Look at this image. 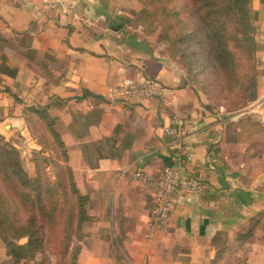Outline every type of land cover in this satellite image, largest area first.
I'll return each instance as SVG.
<instances>
[{"label": "crops", "instance_id": "1", "mask_svg": "<svg viewBox=\"0 0 264 264\" xmlns=\"http://www.w3.org/2000/svg\"><path fill=\"white\" fill-rule=\"evenodd\" d=\"M122 1L0 0V125L24 134V109L47 108L86 199L79 264H264V0L251 1L257 100L235 115L207 108L177 64L117 23L131 16ZM69 6L91 23L73 21ZM124 79L155 81L163 97L107 92ZM173 115L186 121L190 161L163 132ZM164 167L204 190L178 197L170 228L147 237L152 189L136 173L155 178Z\"/></svg>", "mask_w": 264, "mask_h": 264}, {"label": "trees", "instance_id": "2", "mask_svg": "<svg viewBox=\"0 0 264 264\" xmlns=\"http://www.w3.org/2000/svg\"><path fill=\"white\" fill-rule=\"evenodd\" d=\"M251 1L184 0V5L180 3L178 9L173 0L149 1L153 16H156V10L162 11L169 29L173 28V23L181 28L179 15L187 8L195 27L188 31L189 37L197 40L199 51L196 55L202 58L201 69L217 71L222 79L223 95H215L214 99L217 98V102L224 100L225 106H222L233 111L257 97V52L261 46L256 41ZM2 60L0 82L1 74L8 73ZM191 63H187L190 74H203L201 69L192 68ZM211 78L206 79L209 82L207 88L213 92L211 95L187 81L206 98L209 109H213L212 96L218 90V87H211ZM24 119L29 128L36 129L42 148L49 145L48 148L57 156L53 161L55 181L47 178L45 169L37 161V175L29 177L21 166L17 151L0 146V241L8 249L12 264H28L36 254H41V259L34 264H51V255L55 257L56 264H79L81 230L89 221L86 199L76 188L67 164V151L47 108L24 109ZM34 154L42 155L43 151ZM21 239L26 242L18 244Z\"/></svg>", "mask_w": 264, "mask_h": 264}, {"label": "rangeland", "instance_id": "3", "mask_svg": "<svg viewBox=\"0 0 264 264\" xmlns=\"http://www.w3.org/2000/svg\"><path fill=\"white\" fill-rule=\"evenodd\" d=\"M149 1L150 0H123L121 2V5L124 8L130 10L131 16L130 18H122L117 23H128L131 27V31H133V29H138L141 35L145 39L149 40L150 43L157 48L161 56L170 60L171 63L177 64V66L183 71L188 82H192L202 91L206 90L207 94L210 95L213 92L211 88H207L209 87V82L207 83L206 79L212 77L211 87H218L216 94L212 96L213 105L211 106L214 110H222L229 115L241 114L242 112H244L246 107L250 103L237 111H233L229 110L227 107H223L225 106L224 100L220 99V101L217 102V98L214 99L217 95H223L222 79L217 74V71H213L210 69H201L200 64L202 63V58L196 55V52L199 51V47L196 46L197 40L189 37L190 32L188 31H193L195 27L193 25L190 12H188L187 8H184L183 13L179 15L181 28L177 24L173 23V28L169 29L167 26V21L164 18V13H162V11L156 10V16H153V8H151L152 3H150ZM173 3L178 9L180 7V3L184 5V0H173ZM181 49H183V51H181ZM184 53H187V55H183ZM188 61H192V68H196V70L201 69L203 74H197V76H193V73L190 74L188 72ZM247 117V115L243 116V118L246 119ZM4 127L5 126L0 125V146H4L7 149L14 148L17 151L21 166L23 167L26 174L31 178H34L37 175L35 166V161H37V163H41V166L45 169L47 178L51 182L55 181L54 174L56 173V168L55 166L53 167V161L57 160V156L48 148L49 145L45 144L44 147L47 149L42 148V146L40 145L39 136L36 133V129L34 127H32V129L29 128L25 123L27 131H25V133L23 134L19 130V127H9L8 129H4ZM255 127L257 129V126ZM260 129L263 128L260 127ZM41 150L43 151L42 155L34 154V152ZM25 242V239H21L18 244H24ZM40 259L41 254H36L35 256L31 257V260H28L27 263L34 264L35 261H40ZM50 260L51 264H56V259L53 255L50 256ZM0 264H12V258L9 255L8 249L1 241Z\"/></svg>", "mask_w": 264, "mask_h": 264}, {"label": "built area", "instance_id": "4", "mask_svg": "<svg viewBox=\"0 0 264 264\" xmlns=\"http://www.w3.org/2000/svg\"><path fill=\"white\" fill-rule=\"evenodd\" d=\"M65 14L73 21L89 25L88 19L82 18L73 7H67ZM107 92L124 101L154 100L163 97V88L155 81L136 82L124 79L116 86L108 88ZM94 102V101H93ZM115 103V99L108 101ZM94 103H91V107ZM186 121L177 115L169 118L163 132L174 138V145L179 151V156L184 161H190L192 155L183 147L182 129ZM136 178L146 182L152 189V207L146 222V235L151 237L157 232H166L170 228V212L176 199L183 195H199L203 193V183L194 177L182 176L177 169L164 167L160 175L155 178H147L142 173H136Z\"/></svg>", "mask_w": 264, "mask_h": 264}, {"label": "water", "instance_id": "5", "mask_svg": "<svg viewBox=\"0 0 264 264\" xmlns=\"http://www.w3.org/2000/svg\"><path fill=\"white\" fill-rule=\"evenodd\" d=\"M8 128H9V126H5V127H4V129H8Z\"/></svg>", "mask_w": 264, "mask_h": 264}]
</instances>
